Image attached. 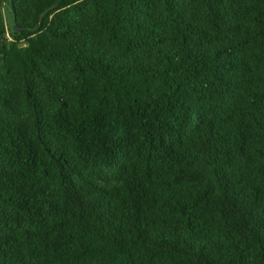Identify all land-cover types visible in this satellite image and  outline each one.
Listing matches in <instances>:
<instances>
[{
    "label": "trees",
    "instance_id": "1",
    "mask_svg": "<svg viewBox=\"0 0 264 264\" xmlns=\"http://www.w3.org/2000/svg\"><path fill=\"white\" fill-rule=\"evenodd\" d=\"M0 264H264V0H0Z\"/></svg>",
    "mask_w": 264,
    "mask_h": 264
},
{
    "label": "rangeland",
    "instance_id": "2",
    "mask_svg": "<svg viewBox=\"0 0 264 264\" xmlns=\"http://www.w3.org/2000/svg\"><path fill=\"white\" fill-rule=\"evenodd\" d=\"M4 13H5V16H6L7 25H8V27L10 28L11 25H12V19H11L10 15H9V10H8V8L5 9V12H4Z\"/></svg>",
    "mask_w": 264,
    "mask_h": 264
},
{
    "label": "water",
    "instance_id": "3",
    "mask_svg": "<svg viewBox=\"0 0 264 264\" xmlns=\"http://www.w3.org/2000/svg\"><path fill=\"white\" fill-rule=\"evenodd\" d=\"M15 30L18 32V31H20L19 29H17V27H15Z\"/></svg>",
    "mask_w": 264,
    "mask_h": 264
}]
</instances>
